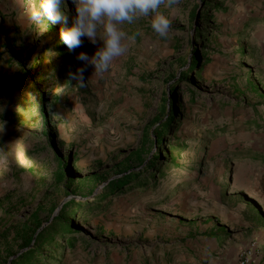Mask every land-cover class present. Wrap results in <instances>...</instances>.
<instances>
[{"label": "rangeland", "instance_id": "obj_1", "mask_svg": "<svg viewBox=\"0 0 264 264\" xmlns=\"http://www.w3.org/2000/svg\"><path fill=\"white\" fill-rule=\"evenodd\" d=\"M38 2L0 0V52L16 31L17 51L36 49L42 86L54 104L47 112L58 126V151L75 181L62 192L51 183L56 191L47 197L33 189L34 171L50 174L56 163L51 154L36 153L41 142L24 140L21 117L28 110L17 83L9 87L16 68L3 56L0 119L8 120L0 125V233L9 229L0 238V264H11L23 250V232L34 215L46 225L71 198L83 205L73 210L63 234L55 235L58 246L45 245L32 264H264V0L161 6L170 21L166 38L152 32L149 18L123 25L126 54L102 75L89 66L83 88L69 72L82 66L75 55H93L99 41L94 46L84 39L69 53L60 24L30 21ZM62 7L70 24L74 5L65 0ZM184 71L188 78L178 81ZM164 95L166 113L153 124ZM173 107L177 120L164 139L174 162L161 164L163 169L153 164L139 184L135 179L111 195L108 183L123 176L144 132L163 123ZM150 148L146 163L159 149ZM24 208L27 214L10 228ZM68 236L76 237L73 247L63 244Z\"/></svg>", "mask_w": 264, "mask_h": 264}, {"label": "trees", "instance_id": "obj_2", "mask_svg": "<svg viewBox=\"0 0 264 264\" xmlns=\"http://www.w3.org/2000/svg\"><path fill=\"white\" fill-rule=\"evenodd\" d=\"M195 15V14H194ZM193 15V16H194ZM18 31L14 33L11 41H5L3 43L2 48L3 51L0 52V60L3 59V56H7V63L13 65L16 68L14 76L9 80V87L12 89L14 83H17L16 91L19 94V101H21L24 105H26L28 113H25L21 117V122L26 128L22 129V134H25V141H27L30 137L34 138L41 142L38 145L40 148L37 150V154L41 152H47L51 154L53 160L56 163L55 169L50 173H37L34 171L36 175V180L31 184L33 189L36 192L42 191L45 197L49 196L51 192L56 191V187L50 185L54 183L60 187V191L62 192L65 189H69L74 181L75 175L72 172L70 167L69 161L63 157V155L58 151V131H57V123L52 122L51 117L48 115V108L52 107L54 104L51 99L47 98V92L43 89L42 86V77L39 75V70L41 68V60L38 57H35L36 49L28 54H23L21 51H17L18 47ZM131 37L137 36V33H131ZM63 49V45L60 47ZM242 51L246 52L245 46L242 47ZM33 59V63L30 64L31 60ZM196 64H191L190 70L195 69ZM188 72L184 71L178 76V81H186L188 78ZM191 97L195 96L194 91H190ZM174 102V99L173 101ZM161 110H160V117L157 116L153 119V124L155 122L161 121L164 114L166 113V96L164 95L161 99ZM174 111V112H173ZM175 107L173 110L168 114L167 119L161 123L156 129L149 131L147 129L143 135V146L135 156L128 159V165L121 173L123 176L117 179H112L107 187H110L113 192L111 195H114L118 192H123L127 186L133 185L132 181L137 179L138 184L140 183V176H142V171L152 168L153 164L156 168L160 166L163 167L161 164H172L174 162V157L172 153V145L169 140L164 139V134L171 130V127L176 123L177 116L175 112ZM2 115H0L1 117ZM8 119L2 117L0 119V125L5 123ZM10 123L12 121L13 132L15 138L18 136L17 127L16 125V117L13 115L12 119H9ZM36 124L38 130L37 131H28V126H32ZM157 145L159 147L158 150L153 152V155L149 157V161L146 163V156L151 152L150 146ZM27 153L29 154L30 159L34 160V163L37 164V160L35 157V152L32 149H27ZM141 170H137L141 168ZM154 168V171L155 169ZM160 169V170H162ZM153 174V173H152ZM139 178V179H138ZM136 183V184H137ZM44 197V198H45ZM30 199H26L23 201V204L29 201ZM80 205H83V202H78L74 198L69 199L61 208L60 213L54 218V220L46 221V225L40 221L38 214L33 216V220L31 225H28L27 231L23 233L26 234L25 238L23 239V247L22 251L19 252L15 257L12 259L11 264H32L37 262L35 255L41 252V249L44 248L47 244H54L53 248L58 246L56 243L55 235H62V226L69 225L68 219L70 216L73 215L74 209L81 208ZM71 210V211H70ZM28 209L22 213L20 217H17L10 228L15 229L18 224L19 220H21L26 214ZM19 213L16 212V214ZM15 214H10L9 217H13ZM23 225L20 227L22 228ZM9 229V228H8ZM7 229V230H8ZM29 229L31 230L29 232ZM4 230L0 233V238L5 235ZM75 232V229L68 230V232ZM19 233V232H18ZM220 241L223 239V235L218 237ZM66 246L73 247L76 242V237L68 236L65 238Z\"/></svg>", "mask_w": 264, "mask_h": 264}, {"label": "clouds", "instance_id": "obj_3", "mask_svg": "<svg viewBox=\"0 0 264 264\" xmlns=\"http://www.w3.org/2000/svg\"><path fill=\"white\" fill-rule=\"evenodd\" d=\"M74 15H69L62 7L65 0H39L38 5L29 14L31 22L39 24H60V41L69 53L80 48L84 39L96 47L93 55L79 52L75 59L82 66L75 73L69 72L70 79L76 80L81 88L86 87L84 72L89 66L94 69L93 75L109 72L111 65L123 57L128 46L125 43L127 34L122 26L131 25L141 18H149L153 33L161 39L166 38L170 21L160 11L161 6L169 8L177 0H71Z\"/></svg>", "mask_w": 264, "mask_h": 264}, {"label": "bare ground", "instance_id": "obj_4", "mask_svg": "<svg viewBox=\"0 0 264 264\" xmlns=\"http://www.w3.org/2000/svg\"><path fill=\"white\" fill-rule=\"evenodd\" d=\"M24 211H25V208L12 220V222L17 218V217H20L21 215H22V213H24ZM12 222H11V224H12ZM10 224V225H11Z\"/></svg>", "mask_w": 264, "mask_h": 264}]
</instances>
